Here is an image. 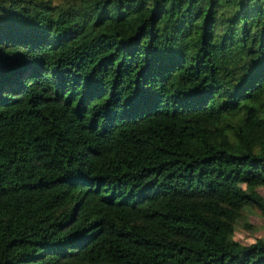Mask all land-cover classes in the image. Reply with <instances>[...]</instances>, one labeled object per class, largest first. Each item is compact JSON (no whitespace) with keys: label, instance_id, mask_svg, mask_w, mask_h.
Segmentation results:
<instances>
[{"label":"trees","instance_id":"trees-1","mask_svg":"<svg viewBox=\"0 0 264 264\" xmlns=\"http://www.w3.org/2000/svg\"><path fill=\"white\" fill-rule=\"evenodd\" d=\"M264 0H0V264H264Z\"/></svg>","mask_w":264,"mask_h":264},{"label":"rangeland","instance_id":"rangeland-1","mask_svg":"<svg viewBox=\"0 0 264 264\" xmlns=\"http://www.w3.org/2000/svg\"><path fill=\"white\" fill-rule=\"evenodd\" d=\"M259 192L264 196V188L260 189ZM248 222L251 225V229L239 228L236 239L247 245L258 238L264 239V218L258 212H253L249 215Z\"/></svg>","mask_w":264,"mask_h":264}]
</instances>
